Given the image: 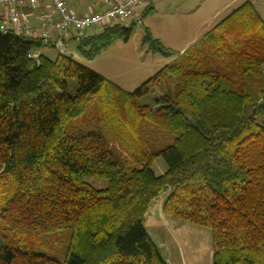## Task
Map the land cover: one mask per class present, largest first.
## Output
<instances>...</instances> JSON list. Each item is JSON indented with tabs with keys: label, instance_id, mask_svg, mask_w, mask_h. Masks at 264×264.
Instances as JSON below:
<instances>
[{
	"label": "trees",
	"instance_id": "obj_1",
	"mask_svg": "<svg viewBox=\"0 0 264 264\" xmlns=\"http://www.w3.org/2000/svg\"><path fill=\"white\" fill-rule=\"evenodd\" d=\"M134 25L88 33L76 51L91 60L129 41ZM143 43L171 55L148 29ZM43 47L0 32V264H168L144 227L164 193L165 217L212 231L213 264H264V20L251 2L133 93L115 96L122 118L175 136L157 151L118 120L109 130L85 119L106 80L73 56L29 58ZM160 83L158 108L137 106ZM158 157L167 165L160 176ZM59 232L69 235L62 260L23 246Z\"/></svg>",
	"mask_w": 264,
	"mask_h": 264
},
{
	"label": "rangeland",
	"instance_id": "obj_2",
	"mask_svg": "<svg viewBox=\"0 0 264 264\" xmlns=\"http://www.w3.org/2000/svg\"><path fill=\"white\" fill-rule=\"evenodd\" d=\"M98 1L71 0V5L75 7L76 4L81 3L83 7H86L89 4L95 5ZM247 1L255 6L264 20V0H151L150 6L139 15L141 21L132 22L135 25L129 41L116 39L91 60L79 55L76 44H71L69 50L74 52V59L106 80V84L97 95L93 109L88 111L85 119L91 120L89 122L92 124L97 121L100 123L102 120L109 130L118 120L119 129L128 132L130 137L141 140L152 151L172 145L175 136L153 123L139 116L122 118L115 96L120 94V91L133 93L166 65L177 62L181 54L195 47L206 32ZM146 29L154 39L159 40L170 50L171 55L152 53L148 46L144 45L143 37ZM95 32H97L95 29L88 31L89 34ZM181 51L183 52L180 54ZM38 52L51 59L58 54L57 50L49 47H43ZM165 89V85L160 83L148 95L139 99L137 106H147L156 110L158 108L156 102L165 94ZM83 119L80 118L79 122ZM153 170L158 176L167 171V165L162 158L154 159ZM88 182L97 189H104L107 186L105 180L88 179ZM167 197L168 193L161 194L151 203L147 212L148 220L145 216L144 221V227L163 258L166 261L170 259V264H213L212 231L209 228L168 217L158 221ZM158 203L161 205L160 211L156 207ZM150 219L159 223H152ZM68 240L67 233L59 232L32 236L23 243V246L34 250L37 246H42L37 251L51 254L62 260ZM2 244L5 245L6 242L2 240Z\"/></svg>",
	"mask_w": 264,
	"mask_h": 264
},
{
	"label": "built area",
	"instance_id": "obj_3",
	"mask_svg": "<svg viewBox=\"0 0 264 264\" xmlns=\"http://www.w3.org/2000/svg\"><path fill=\"white\" fill-rule=\"evenodd\" d=\"M103 1L109 4L104 11L78 15L69 9L67 0H0V32L38 40L44 47L74 57L70 44L78 43L89 30L139 23V15L151 4V0ZM28 56L38 60L40 53Z\"/></svg>",
	"mask_w": 264,
	"mask_h": 264
},
{
	"label": "crops",
	"instance_id": "obj_4",
	"mask_svg": "<svg viewBox=\"0 0 264 264\" xmlns=\"http://www.w3.org/2000/svg\"><path fill=\"white\" fill-rule=\"evenodd\" d=\"M67 3H68V7H69V9L70 10H72V11H74L75 13H77L78 15H83V14H86V13H89V12H102V11H104L105 9H107L108 7H109V4H108V2H106V1H103V0H99L95 5H91V4H89V5H87L86 7H83L82 5H81V3H79V4H76V6L74 7L73 5H71L72 3H71V0H67ZM72 44H75V43H72ZM77 44V43H76ZM71 45V44H70ZM71 51V50H70ZM73 52V51H72ZM183 51H181L180 52V54L182 53ZM74 53V52H73ZM74 56H75V54H74ZM160 204H161V202H160ZM159 203H158V205L156 206L157 208H158V211H160V205ZM163 207V206H162ZM148 216H149V214H147L146 215V218H147V220H148ZM160 217L161 218H159L158 217V221H161L160 219H162V218H164L165 216L163 215V213H162V208H161V215H160ZM146 218H145V220H146ZM144 220V221H145ZM150 221L152 222V223H159V222H156L155 220H153V219H150ZM167 263H169L170 264V259H167V261H166Z\"/></svg>",
	"mask_w": 264,
	"mask_h": 264
}]
</instances>
